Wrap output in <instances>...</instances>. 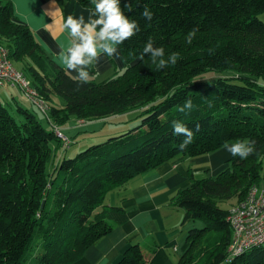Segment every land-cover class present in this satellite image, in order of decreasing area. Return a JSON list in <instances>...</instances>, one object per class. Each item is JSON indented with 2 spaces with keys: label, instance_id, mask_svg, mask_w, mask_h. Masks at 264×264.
Wrapping results in <instances>:
<instances>
[{
  "label": "trees",
  "instance_id": "trees-1",
  "mask_svg": "<svg viewBox=\"0 0 264 264\" xmlns=\"http://www.w3.org/2000/svg\"><path fill=\"white\" fill-rule=\"evenodd\" d=\"M77 1L94 10L90 0ZM121 7L140 25V32L119 46L127 66L78 86L32 28L18 20L12 1L0 0V46L49 103L52 125L47 129L16 100L18 121L0 100V264L74 263L128 220L121 204H111L112 192L163 163L244 138L255 140L254 154L232 156L217 176L191 173V184L172 198L184 210V224H202L188 230V247L176 264H264V247L228 254L230 207L264 179V21L259 18L264 0H121ZM145 7L153 13L151 21L141 15ZM193 28L198 31L188 44ZM149 38L164 48L165 59L179 53L177 63L157 70L149 55L141 59ZM88 70L90 76L97 73L94 65ZM214 71L221 74L202 78ZM186 98L195 107L180 112ZM133 111L142 117L140 125L64 156L48 170L57 145L67 148L54 126ZM173 121L194 133L184 150ZM224 201L230 206L222 207ZM155 249L147 254L143 245L132 244L116 264H149Z\"/></svg>",
  "mask_w": 264,
  "mask_h": 264
},
{
  "label": "crops",
  "instance_id": "crops-1",
  "mask_svg": "<svg viewBox=\"0 0 264 264\" xmlns=\"http://www.w3.org/2000/svg\"><path fill=\"white\" fill-rule=\"evenodd\" d=\"M11 1L18 20L32 28L45 51L62 66L59 57L61 46H70L63 23L70 14L76 17L83 14L87 20L92 9L81 6L77 0ZM126 66L127 59L119 47V56H102L94 65L97 73L90 77L101 81ZM70 74L76 75L75 72ZM5 86L11 85L2 87ZM82 123L76 119L65 127L71 131ZM231 157L223 146L201 156H181L129 180L123 190L110 194L111 204H121L128 213V220L90 246L72 264H116L126 249L136 243L143 245L148 250L147 254L156 245L149 264H176L188 247V224L183 223L184 210L174 206L172 198L179 189L191 184V173L195 178L204 174L214 176L228 166Z\"/></svg>",
  "mask_w": 264,
  "mask_h": 264
},
{
  "label": "clouds",
  "instance_id": "clouds-1",
  "mask_svg": "<svg viewBox=\"0 0 264 264\" xmlns=\"http://www.w3.org/2000/svg\"><path fill=\"white\" fill-rule=\"evenodd\" d=\"M90 3L94 5V10H89L87 20L83 14L79 17L70 14L63 23L70 46H61L59 57L67 72L76 73L71 78L79 82L78 86L90 82L88 69L98 63L102 56L118 57L119 46L140 32L139 22L124 13L121 0H90ZM141 15L146 21L153 19V13L147 7ZM197 31V28H193L188 32L185 38L188 44L192 43ZM144 55L151 57L157 70L165 69L169 64L175 65L179 59V53L176 52L165 59L164 48L155 47L151 38L146 42L140 58L143 59ZM194 107L193 100L186 98L178 110L191 111ZM172 127L174 135L184 137L179 145L180 150L186 149L192 143L193 131L179 121H173ZM199 128L200 125L197 124L196 130L199 131ZM255 144V140L244 138L233 143L226 142L224 148L231 156L246 159L255 153Z\"/></svg>",
  "mask_w": 264,
  "mask_h": 264
},
{
  "label": "built area",
  "instance_id": "built-area-1",
  "mask_svg": "<svg viewBox=\"0 0 264 264\" xmlns=\"http://www.w3.org/2000/svg\"><path fill=\"white\" fill-rule=\"evenodd\" d=\"M6 84L17 88L25 101L36 105L50 119L49 103L38 94L31 80L14 65L5 47L0 46V87ZM54 129L64 145L68 146L70 138L63 129L58 126H54ZM229 221L232 229L229 256L239 255L253 247H264V179L251 187L244 200L230 207Z\"/></svg>",
  "mask_w": 264,
  "mask_h": 264
},
{
  "label": "rangeland",
  "instance_id": "rangeland-1",
  "mask_svg": "<svg viewBox=\"0 0 264 264\" xmlns=\"http://www.w3.org/2000/svg\"><path fill=\"white\" fill-rule=\"evenodd\" d=\"M259 18L264 21V12L259 14ZM229 73L230 72L228 71L224 72V74H229ZM219 74L221 73L215 71L209 72L205 74L202 78L218 76ZM0 100L9 103L8 107L18 121L21 120L22 118L21 115L18 114V112L16 111L15 108L16 100L19 101V103H21L24 107L34 112L37 115L38 119L47 129L49 130L52 129V125L50 124L46 116L36 107V105H34L31 102L24 101L21 93L17 88L13 86H5V87L1 86ZM60 103L63 104L64 100L60 99ZM75 121L76 119H73L69 121L68 124L70 125L72 122ZM141 123H142V117L137 116V113L133 111L123 115H115L109 118L98 119L95 121L82 123L77 125L79 126V128L72 129L71 131H68L65 126L62 127L64 133L70 137L71 143L68 145L69 147L65 145V147H67L66 149L63 148V146L57 145L52 160L49 162L48 170L52 171L62 157L64 156L74 157L77 153L86 149L88 146L106 142L113 136H117L122 133L128 132L132 128L140 125ZM221 171L214 174V176H217ZM205 176L206 175L204 174L202 177ZM202 177H198V178H202ZM220 205L224 208H227L230 206V201L220 202ZM187 224H188L187 233L190 228L199 227L202 225L200 221H189L187 222Z\"/></svg>",
  "mask_w": 264,
  "mask_h": 264
}]
</instances>
